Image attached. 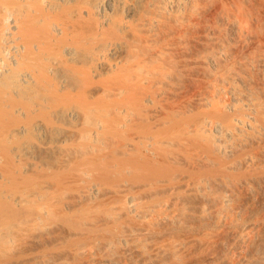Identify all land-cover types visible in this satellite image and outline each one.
I'll list each match as a JSON object with an SVG mask.
<instances>
[{
    "label": "bare ground",
    "instance_id": "6f19581e",
    "mask_svg": "<svg viewBox=\"0 0 264 264\" xmlns=\"http://www.w3.org/2000/svg\"><path fill=\"white\" fill-rule=\"evenodd\" d=\"M264 264V0H0V264Z\"/></svg>",
    "mask_w": 264,
    "mask_h": 264
},
{
    "label": "rangeland",
    "instance_id": "374dc122",
    "mask_svg": "<svg viewBox=\"0 0 264 264\" xmlns=\"http://www.w3.org/2000/svg\"><path fill=\"white\" fill-rule=\"evenodd\" d=\"M258 264H260V263H258Z\"/></svg>",
    "mask_w": 264,
    "mask_h": 264
}]
</instances>
